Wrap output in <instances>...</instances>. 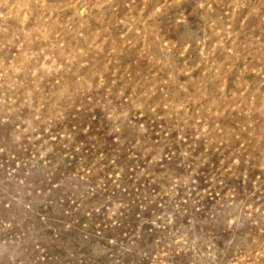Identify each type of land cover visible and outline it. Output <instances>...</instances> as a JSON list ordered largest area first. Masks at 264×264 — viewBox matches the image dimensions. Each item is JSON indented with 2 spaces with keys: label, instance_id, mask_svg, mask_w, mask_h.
<instances>
[{
  "label": "rangeland",
  "instance_id": "obj_1",
  "mask_svg": "<svg viewBox=\"0 0 264 264\" xmlns=\"http://www.w3.org/2000/svg\"><path fill=\"white\" fill-rule=\"evenodd\" d=\"M0 264H264V0H0Z\"/></svg>",
  "mask_w": 264,
  "mask_h": 264
}]
</instances>
